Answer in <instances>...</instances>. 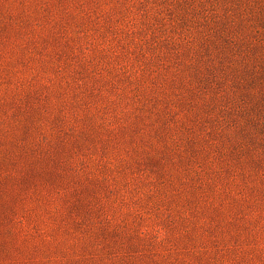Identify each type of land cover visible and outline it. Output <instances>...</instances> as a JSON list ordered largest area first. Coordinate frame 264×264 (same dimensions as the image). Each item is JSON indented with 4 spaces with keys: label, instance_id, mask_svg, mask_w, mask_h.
<instances>
[{
    "label": "rangeland",
    "instance_id": "obj_1",
    "mask_svg": "<svg viewBox=\"0 0 264 264\" xmlns=\"http://www.w3.org/2000/svg\"><path fill=\"white\" fill-rule=\"evenodd\" d=\"M0 264H264V0H0Z\"/></svg>",
    "mask_w": 264,
    "mask_h": 264
}]
</instances>
